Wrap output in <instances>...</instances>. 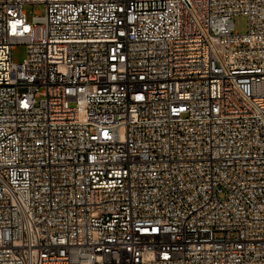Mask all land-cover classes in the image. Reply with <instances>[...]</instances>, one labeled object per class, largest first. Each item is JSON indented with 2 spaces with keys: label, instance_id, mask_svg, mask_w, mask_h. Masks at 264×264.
<instances>
[{
  "label": "built area",
  "instance_id": "built-area-1",
  "mask_svg": "<svg viewBox=\"0 0 264 264\" xmlns=\"http://www.w3.org/2000/svg\"><path fill=\"white\" fill-rule=\"evenodd\" d=\"M0 264H264V0H0Z\"/></svg>",
  "mask_w": 264,
  "mask_h": 264
},
{
  "label": "rangeland",
  "instance_id": "rangeland-1",
  "mask_svg": "<svg viewBox=\"0 0 264 264\" xmlns=\"http://www.w3.org/2000/svg\"><path fill=\"white\" fill-rule=\"evenodd\" d=\"M23 9L31 13H36V12L39 14L44 13V5L39 3L25 4L23 6ZM234 26H235L234 28L240 32L245 31L247 26V18L241 14L234 16ZM39 34H40V27L37 28V35L39 36ZM25 54H26L25 45L18 44L16 45L15 49H13L12 56L15 61H22L23 58L25 57Z\"/></svg>",
  "mask_w": 264,
  "mask_h": 264
}]
</instances>
